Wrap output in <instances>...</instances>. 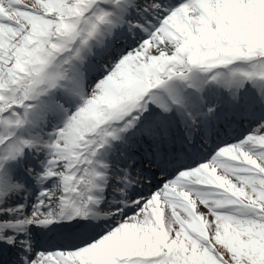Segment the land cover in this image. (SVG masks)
<instances>
[{
  "label": "snow or ice",
  "instance_id": "obj_1",
  "mask_svg": "<svg viewBox=\"0 0 264 264\" xmlns=\"http://www.w3.org/2000/svg\"><path fill=\"white\" fill-rule=\"evenodd\" d=\"M0 264H264V0H0Z\"/></svg>",
  "mask_w": 264,
  "mask_h": 264
}]
</instances>
